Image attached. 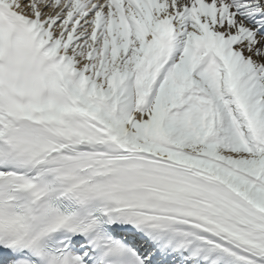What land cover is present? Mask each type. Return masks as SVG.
Wrapping results in <instances>:
<instances>
[{"label": "snow or ice", "instance_id": "obj_1", "mask_svg": "<svg viewBox=\"0 0 264 264\" xmlns=\"http://www.w3.org/2000/svg\"><path fill=\"white\" fill-rule=\"evenodd\" d=\"M0 264H264V0H0Z\"/></svg>", "mask_w": 264, "mask_h": 264}]
</instances>
